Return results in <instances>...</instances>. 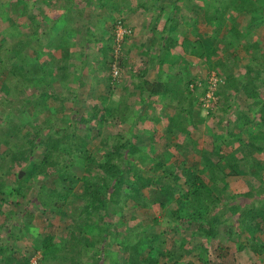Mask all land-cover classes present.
Here are the masks:
<instances>
[{"label": "rangeland", "instance_id": "1", "mask_svg": "<svg viewBox=\"0 0 264 264\" xmlns=\"http://www.w3.org/2000/svg\"><path fill=\"white\" fill-rule=\"evenodd\" d=\"M3 1L7 2V5L0 7V43L3 44L0 49V67H4L5 63L10 67L12 62L24 72L31 71L28 73V78H32L33 70L35 75L43 76L44 73V76L41 79V84L38 85L31 80H23L19 75L7 76L8 72L7 79L0 76V79L6 81L9 86V93L5 91L8 90L7 88L3 90L0 86V128L19 126L18 130L22 135H25L29 141H35L38 145L35 147V154L29 159L37 164L44 155L45 150L42 145L48 137L51 134L62 135L60 133L65 130L64 133L67 132L66 136L68 135V137L60 145V150L65 156L63 164L67 165L72 161L73 166L70 171L78 177L72 188L71 183L66 179V175L56 173V169L39 170L23 186L21 194L15 195L12 189L16 186V175L25 171V167L28 168V162L19 158L11 161L10 154L4 155L7 148L5 146L0 147V191H3V194H0V247L4 250V256L19 254V259L16 260L17 264L23 261H28L26 264H31L35 258L38 259V264H94L93 255L105 249L100 257H94L98 259L95 264H125L130 253L126 249L132 245L135 237L130 232L131 228L135 227L134 229L139 232L144 227L148 237L157 235L165 238L167 242L165 247L167 248L171 246V243L181 245L180 264H202L201 248L203 246L208 248L209 263L207 264H264V250L262 253H256L250 249L248 246L250 242L249 230L243 232L238 229L237 219L232 218L227 222L221 228L220 233L210 242H207L205 235L196 232L194 227L189 229L184 222L175 225L168 224L165 220V210L159 206L156 199L157 195L165 196L167 193L158 190L160 186L157 185L158 182H155L157 184H153L149 189L143 190L146 200L152 201L150 208L138 209L132 200L127 205L120 206V218L116 221L119 233L112 236V238L114 237L112 241L107 240L98 244L90 241L86 247L85 244L74 247L68 230L73 218L81 217V207L88 197L80 180V177L87 173V169L78 154L89 151L90 154L99 158L104 153L109 152L116 143L122 142V137H128L129 132L127 130L130 121L133 114L139 109H141V117L130 138L140 144L141 146H139L144 151L149 152V158L145 162L141 161L138 155L133 157V161L139 160V163H145L139 167V171L143 172L142 174L145 176L163 175V173L147 172L149 167L156 164L150 160V157L161 151L164 152L166 167L171 170H175L183 160L189 167L198 168L199 155L197 151L203 148L205 144H209L210 136L215 139L218 138L219 134L223 132L227 120L235 121L243 112L253 116L257 124L256 128L264 133V118H261L264 113L261 114L253 108L254 98L246 99L243 94L235 96L232 90H228L226 98H224L226 101L223 99L221 100L222 103L220 102L228 110L227 113H223L218 98L213 95L214 98L210 99L207 96L210 94L208 92L210 85H213L211 83L216 81L215 91V88L224 82L221 69L214 68V64L221 59L225 61L228 54L233 50L232 47L221 42V35L231 26V22L228 21L231 17L226 14L227 26L222 29L223 32L221 31L220 34L213 35L215 36L214 39L219 42L214 46L217 51L209 59L184 54L180 49L174 57L168 56V59H171L170 64L156 65L155 63L152 65L156 55L160 54L159 46L155 50L157 54L152 56V59L148 58L152 64H149L144 79L150 81L156 78H164V76L166 77L165 80L171 77L174 79L181 77L184 84H191L187 94L193 92L199 101H202L200 111L202 121L196 119L193 125L184 119L183 128L187 129L188 133L167 134L165 129L168 118L173 112L164 107L159 98H148L145 94H140L139 89L135 87L141 80L138 72L142 71L144 66V61H142L144 53L140 52L139 56L141 55V57H139L137 51L134 54L132 50H129L127 48L130 44L129 40L136 41L139 38L136 35L141 34L144 38L146 36L149 37L148 39L152 38L151 45L154 47L156 45L152 42L157 45L158 43L162 44L164 40L171 37H176L181 43L183 36L180 32L187 33L193 29L189 26L185 27V24L181 22L182 18L187 21L190 20L193 26L196 25L198 31L207 32L208 35H211L210 32L217 27L219 21L215 24L206 25L201 17L204 5L214 0H107L104 7H101L97 0H71L75 9L71 13L64 11L67 8V0ZM144 1L147 2L146 9L141 5L139 6ZM226 2L227 0H220L221 7ZM152 4L153 6H151ZM174 6L176 9L174 14L178 16L174 21L178 27L175 31L163 35L165 21ZM114 9L119 11L115 17L124 19L125 26L118 30L123 33L126 41L122 47L121 67L116 63L121 70L115 68L119 71L116 76L117 79L112 82L115 87L109 85V88L113 92L111 105L113 104L119 111L128 114L129 117L126 122H122L118 114L112 118L103 111L107 102L103 105L102 96L108 86L101 81L108 79L109 73L108 70L103 69L100 60L106 58L109 63L111 54L104 56L100 48L102 46L105 48L110 44L111 48L113 47L110 36V27L113 22L110 20L104 22V18L108 17V13ZM23 12H26L27 15H34L35 21L30 23L26 16H23ZM63 12L65 14L61 18ZM90 13L92 16L85 17ZM57 15H59L62 24H65V19L67 23H70L71 30L68 34L70 39L65 37L60 39L57 36L58 32L53 26V20L56 19ZM197 17L199 19L195 20ZM101 22L105 23V38L102 42H96L94 38L96 35L89 36L88 31L94 33V26L98 24L99 27ZM237 23L239 29L244 32V36L233 50L235 51L234 54L239 56V62L234 64L231 70L236 77L240 78L245 74L244 67L249 63L250 56H252L251 49L244 47L256 42L264 50V25L250 29L248 27L249 17H242V15L237 16ZM134 29H137L138 34L134 35ZM37 39H40V44L42 43V47L36 51L38 59L31 55V47L35 45ZM19 41H24L27 47L24 48L23 53L10 60L13 55L12 49L18 48ZM180 43L177 42L174 48L180 46ZM153 51L151 53H154ZM112 56L114 57V53ZM181 56L182 60H180ZM63 58L67 61V73L72 77V82L64 81L57 75L56 63L61 64ZM125 60L127 65L124 63ZM85 61L87 64L83 65ZM225 62L227 63V61ZM2 63L3 65H1ZM171 64L173 66H170ZM95 68L98 69L95 70ZM81 69L84 79L80 78L83 85H81L82 88H79L81 86L78 85L80 82L77 80V71ZM205 84L208 87L202 95ZM42 92L47 93V99L44 101ZM258 92L260 97L264 99V84L259 85ZM74 93H79L80 97L76 101L78 103L76 109H78L79 115L88 118L94 112H98L97 118L102 120L101 122L97 119L85 125L79 121L78 117L72 116L71 106L73 103H71V99ZM24 99H29L31 104L27 106ZM61 107L66 110H61ZM8 112L12 114L10 113V117L6 119ZM243 142H248L246 137L243 138ZM239 144L238 139L234 146ZM258 144L264 148V140L259 141ZM30 148V143L25 145L24 149L27 150V154H30L28 151ZM124 155L129 157L132 154L124 152ZM254 157L264 165V149L262 152H255ZM91 173H95V171L92 170ZM182 176V179L186 180V177ZM24 177L25 173L23 172L21 178ZM203 177L206 179L205 175ZM227 183L226 194L237 195L232 204H238L242 207L250 206L264 198L261 194H257V190L264 189L262 186L264 185V175L256 180L247 176H229ZM221 186L219 184V187ZM187 191V188H183L182 193L186 194ZM49 192L55 194L54 198H51V202L50 197L47 196ZM247 192L253 193L254 198L240 197ZM53 202L57 204L52 206ZM110 207L115 209L116 206L111 205ZM24 212H30L33 216V220L27 224L28 226L26 225L27 228L22 222ZM154 219L158 220L156 224L153 222ZM20 223L22 227H20ZM231 228L236 234L228 237L225 233ZM49 234L55 237L56 243L63 245V249L55 259L43 258L41 241ZM237 241L247 244V247L238 251L236 249ZM255 241L264 245L263 236H256ZM143 247H146V241ZM141 250L144 251L145 249L142 248ZM144 252L145 255L147 250ZM0 264L4 263L0 262ZM158 264H171V260L163 257L160 258Z\"/></svg>", "mask_w": 264, "mask_h": 264}, {"label": "trees", "instance_id": "2", "mask_svg": "<svg viewBox=\"0 0 264 264\" xmlns=\"http://www.w3.org/2000/svg\"><path fill=\"white\" fill-rule=\"evenodd\" d=\"M11 1V0H5ZM101 7L106 5L107 0H97ZM7 2L0 0V7H6ZM67 8L64 10L65 13L74 12V3L71 0L66 2ZM147 2L144 1L139 4L141 7L146 9ZM155 5V2L153 3ZM153 4L151 6H153ZM175 5V2L173 3ZM222 4V3H221ZM220 0H214L213 2L206 3L203 7V13L201 19L206 25L217 23V27L213 28L208 35L207 32L198 31L196 25H192L190 20H184L182 18V24L192 27L193 29L187 33L180 32L183 36L181 42V49L184 54H190L192 56H197L201 58H207L213 56L217 51L215 45L217 42L214 39L215 35L221 33L222 29L227 26V22H231V26L228 27L227 31L221 35V42H223L228 47H232L233 50L236 45L240 42L241 38L244 36V32L239 29L237 23V16L242 15V17H249L248 27L251 29L255 26L264 25V0H227L223 3L224 6L221 7ZM74 9V10H73ZM176 11L175 6L171 14L165 21V26L162 31L163 35H166L170 31H175L178 27L174 21L178 16L174 14ZM116 12V13H115ZM118 9H115L108 13V17L104 18L105 21H112L113 24L110 27L111 32L118 26H125L124 19L122 17H115L117 15ZM61 14L64 16L65 14ZM23 16L32 23L35 21L34 15H27L23 12ZM231 17L227 21L225 15ZM91 13L86 15L90 17ZM92 16V15H91ZM73 17V14H72ZM65 19V18H64ZM198 20L199 17L195 18ZM200 19V20H201ZM63 20V19H62ZM65 24H62L59 20V15L53 20V26L58 32V37L63 39L69 36L70 33V23L64 20ZM104 24L94 30L96 37V42H102L104 40L105 28ZM109 29V30H110ZM154 31V29H153ZM223 32V31H222ZM34 35L36 33H33ZM179 35V33L177 32ZM89 36H94L90 34ZM98 36V37H97ZM93 38V37H92ZM1 44V43H0ZM42 44V43H41ZM40 44V39H37L35 45L31 47V55L36 56V51L38 48L42 47ZM177 45L174 37L164 40L159 47V58L160 63H164V60L168 59L171 49ZM3 44L0 45V49ZM18 48L12 49V57L20 55L24 52V48L27 47L24 41L18 42ZM245 49H251L250 61L245 65V74L238 78L236 77L231 68L234 64L239 62V56L234 54L235 51H231L228 54L227 63L222 59L214 64V68L221 69L224 75L223 84L220 83L218 87L215 88L213 92L214 96L218 98L220 109L223 113H227L225 105L222 106V101L226 98V92L232 90L235 96L243 94L245 98H254V109L258 110L261 114L264 113V99L260 97L258 92L259 85L264 84V50L260 47L259 43L253 42L244 47ZM100 51L104 56L112 54L111 44L107 45L105 48H101ZM35 58L38 59V56ZM112 58V56L110 57ZM9 60V61H10ZM108 59L100 60L101 66L105 70L111 72V61L108 63ZM62 63H56L58 73L60 78L67 82H72V77L67 73L66 59H62ZM3 65V63L1 64ZM173 66V65H172ZM9 68V70H8ZM41 68V67H40ZM43 71V70H42ZM8 72V75H7ZM31 71H22L16 64L11 62L10 67L5 63L4 67H0V76L5 77L11 75H19L23 80L34 81L37 85L41 84V79L44 76L35 75V71H32V78H28V73ZM44 72V71H43ZM7 75V76H6ZM82 79L83 74L81 75ZM141 80L135 85L139 89L140 94H145L148 98L156 97L159 98L163 106L172 110L173 114L168 118V123L165 129L167 134H172L175 132H187V129L183 128L184 119L188 122L193 123L196 119L200 121L201 118L200 111L202 109V101L195 96L192 92L187 94L190 89L189 83H183V79L179 78H168L167 80H158L155 82H149L144 79V74L141 76ZM113 77L110 74V80ZM80 81V78H77ZM222 84V85H221ZM0 86L3 90L9 93V86L6 81L0 79ZM196 86V85H195ZM202 95L207 90L208 85H203ZM194 88V86H192ZM11 91V90H10ZM43 101L47 99V93L42 92ZM77 100H79L77 93H74L71 99L72 116L78 117L82 124H89L92 120H97V113L88 118L80 116L78 109H76ZM25 104L28 106L31 104L29 99H24ZM226 101V99H224ZM221 102V103H220ZM105 101L103 100V105ZM215 105V104H214ZM213 105V106H214ZM61 110H66L61 107ZM104 113L109 117H116L117 114L120 116L122 122H126L128 119V114L124 111H119L117 107L105 106L103 107ZM82 112V111H81ZM11 112L6 114V119L10 117ZM209 114H211L209 112ZM264 114L261 115L263 119ZM141 115L139 113H134L130 121L128 128V137H122V142L116 143L114 147L107 153H104L101 157H96L90 154L89 151H83L78 154V157L82 159L83 164L87 169V173L80 177L83 185V190L86 191L87 199L81 207L80 215L81 217L73 218L71 225L68 226L70 231V239L72 240V246L76 247L79 244H85L88 246V242L98 244L103 243L107 240L112 241V236L118 235L119 230L116 227V221L119 216L120 206L127 205L130 200L133 201L134 206L138 209L150 208L152 201H148L143 193L144 189H149L153 184L160 185L159 189L162 192H166L165 196H158L157 201L159 206L165 210V220L168 224H179L186 223L187 227L195 228L196 232H199L206 236L207 242L213 240L219 233L222 227L229 222L232 218L237 219V227L241 231L249 230L250 242L248 246L250 249L256 253H262L264 250V245L259 244L255 241L256 236L264 237V198L257 203L250 206H240L238 204H232L236 199L237 195L226 194L228 188L227 177L229 176H247L253 180L258 179L264 175V165L261 161H258L254 157L255 152H262L263 147L258 144L259 141L264 140V133L260 132L256 127L257 124L253 116L248 113H241L235 121H228L224 125V130L219 134L218 138L211 137L209 144H205L203 148L199 149V167H189L186 165L185 160L181 161L175 170H171L166 167L164 152H158L150 157V160L154 161L156 164L148 168V173H163L162 176H145L139 171V167L143 165L147 158H149V152L144 151L140 144L136 143L130 138L133 135L138 121ZM19 126L0 128V147L5 146L7 151L4 155L10 154V160L15 161L17 158L28 162V168L25 167V177H19V173L16 175V186L12 189L15 195H20L23 186L27 181L35 175L36 171L47 170L52 168L57 171L56 173L65 174L66 179L71 183V187L74 186V181L78 179L75 173L70 171L73 163L63 164L65 161V156L60 150V145L68 137L66 133L62 131L59 136L51 134L48 139L42 145L45 152L41 161L37 164L32 162L29 157L35 154V147L38 145L35 141H29L25 135L19 132ZM246 137L248 142L244 143L243 138ZM239 139V145L236 144V140ZM24 142V143H23ZM30 143L31 148L28 150L30 154H27V150L24 149L25 145ZM140 145V146H139ZM166 147V146H165ZM124 152L132 154L129 157L124 155ZM147 152V153H146ZM136 155L140 156V160L144 161L139 163L138 161H133V157ZM240 156V157H239ZM154 157V158H153ZM145 164V163H144ZM243 166V167H242ZM1 168V167H0ZM95 171V173H91ZM149 175V174H148ZM186 180H183V176ZM203 175L206 176L203 177ZM157 180V181H156ZM219 184L222 186L219 187ZM264 186V185H262ZM183 188H187V193H182ZM157 190V191H158ZM3 194V191H0ZM176 194V196H175ZM257 194L264 196V189L257 190ZM48 197L54 198L55 194L49 192ZM244 198H254L253 193L247 192L240 197ZM162 197V198H161ZM154 200V198H153ZM1 201V200H0ZM57 203L53 202L51 205L55 206ZM116 206L115 209L110 206ZM49 208V207H48ZM103 213V214H102ZM98 217V218H97ZM22 222L25 226L33 220V216L30 212H24L22 214ZM21 220V219H20ZM153 222L156 224L157 219ZM23 225V227H24ZM28 226V225H27ZM27 226L25 228H27ZM20 227H22L20 223ZM135 227H132L130 232L134 234V241L132 245L127 247L129 251L128 259L125 260V264H158L160 258L166 257L171 260V264H180L182 251L181 245L176 243H171L170 247H165L166 241L162 236L149 235L146 233V229L143 227L139 232H137ZM233 228L228 229L225 234L229 236L235 235L232 231ZM115 231L116 233H114ZM238 232V230H237ZM239 236V235H238ZM146 241V247L144 242ZM91 243V244H92ZM84 247V248H85ZM247 247V244L237 241L236 249L238 251L243 250ZM41 248L43 251V258H57L58 254L63 249V245H59L55 241V237L52 234L45 236L41 241ZM147 250L144 255V251ZM202 264L209 263L208 260V248L203 246L202 248ZM101 250L93 255V261L95 263L98 261L97 258L100 257ZM4 250L0 247V262L4 264H17V259H19V254H9L4 256ZM28 261L19 262L18 264H26ZM94 263V264H95ZM92 264V263H91Z\"/></svg>", "mask_w": 264, "mask_h": 264}, {"label": "crops", "instance_id": "3", "mask_svg": "<svg viewBox=\"0 0 264 264\" xmlns=\"http://www.w3.org/2000/svg\"><path fill=\"white\" fill-rule=\"evenodd\" d=\"M85 17H86V15H85ZM84 17V18H85ZM87 20V19H86ZM94 28H95V30L98 28V24H96L95 26H94ZM137 30V29H136ZM135 29H134V31H133V33H134V35L135 34H138L137 33V31H136ZM95 33V32H94ZM94 33L93 32H91L90 31V34H92V35H94ZM71 35V34H70ZM136 36H139V38H138V40H141V41H138V40H136V41H130L129 40V42H130V44H129V46H127V48L129 49V50H132L133 51V53L135 54V52L137 51V54H138V56H139V53L140 52H142V53H144L143 54V56H142V58H143V60L142 61H144V66H143V69H142V71H140V72H138V73H140L139 74V78H140V76L142 75V74H144L145 75V72L146 71H148V68H149V64H152L150 61H149V59L148 58H150V59H152V56H155V54H157V53H155V52H157V51H155L156 49H157V46H159L160 47V44L158 43V45L157 44H155V42H152V44H154V45H156V47H154V46H152L151 45V41H152V38L151 39H148L149 37H142L141 36V34H138V35H136ZM65 38H69L68 36H66ZM70 39V38H69ZM174 39L176 40V42H178V43H180V41L176 38V37H174ZM104 41V40H103ZM181 44V43H180ZM91 46V45H90ZM138 47V48H137ZM93 48V47H92ZM101 48H104V46H102ZM100 48V49H101ZM181 49V46H178V47H176V48H173V49H171L170 50V53H169V55H171L172 57H174L175 56V54L178 52V50H180ZM154 52V53H151L152 51ZM180 52H182V51H180ZM180 55V54H179ZM178 55V56H179ZM159 56V54H157L156 55V58L154 59V61H152L153 62V64L152 65H154L155 63H156V65L157 64H159V65H162V63H160V60H159V58H157ZM183 56V55H182ZM182 56L180 57V60H182ZM139 57H141V55L139 56ZM168 57V56H167ZM141 58V59H142ZM176 58H178V57H176ZM179 60V61H180ZM126 60L124 61V63H125V65H127L126 64ZM85 63L87 64V62L85 61L84 63H83V65H85ZM170 64L171 63V59L169 60V59H167L166 60V58H165V60H164V64ZM82 65V66H83ZM164 66H166V65H164ZM170 66H172V64L170 65ZM157 67V66H156ZM98 68H95V70H97ZM104 69V68H103ZM105 70V69H104ZM82 69L80 70V71H77V76L79 77V78H82L81 77V75H82ZM108 76H107V78L108 79H105V80H102L101 82L104 84V85H107L108 86V89L106 90V92H104V94H103V96H102V98H103V100L105 101V102H107L106 104H105V106H112L111 105V103H112V96H113V92H112V89H110L109 87L110 86H112V87H115L114 86V84L112 83V81L110 80V71H108ZM131 76L132 77H134V75L133 74H131ZM167 76H170V75H167ZM135 78V77H134ZM84 79V78H83ZM136 79V78H135ZM166 79V77L164 76V78H156L155 80H150L149 82H155V81H158V80H165ZM82 79H80V83L78 84L79 86H81V85H83L82 84ZM110 85V86H109ZM79 88H82V86L81 87H79ZM77 95H78V98H80L79 97V93H77ZM77 105H78V103H77ZM135 112V111H134ZM139 114H141V109H139V111H137Z\"/></svg>", "mask_w": 264, "mask_h": 264}, {"label": "clouds", "instance_id": "4", "mask_svg": "<svg viewBox=\"0 0 264 264\" xmlns=\"http://www.w3.org/2000/svg\"><path fill=\"white\" fill-rule=\"evenodd\" d=\"M115 30H116V28L114 29V30H112V32H111V34H110V36H111V38H112V42H113V47H112V54H111V56L113 55V53H114V57L112 56V58H111V63H112V66H111V72H110V74L112 75V77H113V80H112V82L113 81H115L117 78H116V76H114V70H115V68H117V69H120L119 67H121V64H122V62H121V57H122V50H123V46H124V43H125V41H126V39H125V37L123 36V38L118 42L117 41V39H116V33H115ZM130 32V31H129ZM116 63L118 64V66L116 65ZM121 70V69H120ZM118 71V70H117ZM119 72V71H118Z\"/></svg>", "mask_w": 264, "mask_h": 264}, {"label": "built area", "instance_id": "5", "mask_svg": "<svg viewBox=\"0 0 264 264\" xmlns=\"http://www.w3.org/2000/svg\"><path fill=\"white\" fill-rule=\"evenodd\" d=\"M120 28H122V26H118V27H116V30H115V33H116V39H117V41L119 42L122 38H123V33H120L119 32V30L118 29H120ZM118 75V71L117 70H114V76H117ZM215 82L216 81H214L213 83H211V84H213L212 86L210 85V87H209V89H208V92L210 93V94H208L207 96L210 98V99H212V98H214L213 97V92H214V86H215ZM212 101V100H211ZM213 102V101H212ZM31 264H38V259L37 258H35V259H33L32 261H31Z\"/></svg>", "mask_w": 264, "mask_h": 264}, {"label": "water", "instance_id": "6", "mask_svg": "<svg viewBox=\"0 0 264 264\" xmlns=\"http://www.w3.org/2000/svg\"><path fill=\"white\" fill-rule=\"evenodd\" d=\"M22 174H23V171H21V172L19 173V177H21V176H22Z\"/></svg>", "mask_w": 264, "mask_h": 264}]
</instances>
